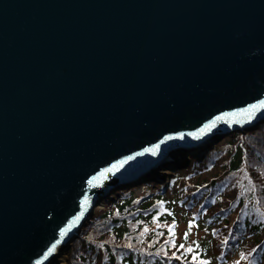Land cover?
I'll return each mask as SVG.
<instances>
[{
  "label": "water",
  "instance_id": "95a60500",
  "mask_svg": "<svg viewBox=\"0 0 264 264\" xmlns=\"http://www.w3.org/2000/svg\"><path fill=\"white\" fill-rule=\"evenodd\" d=\"M258 99L264 0H0V264H46L56 241L65 254L97 199L211 132L256 127L264 110L187 135ZM171 130L185 135L88 183Z\"/></svg>",
  "mask_w": 264,
  "mask_h": 264
},
{
  "label": "trees",
  "instance_id": "16d2710c",
  "mask_svg": "<svg viewBox=\"0 0 264 264\" xmlns=\"http://www.w3.org/2000/svg\"><path fill=\"white\" fill-rule=\"evenodd\" d=\"M221 135L200 157L190 154L186 167L170 166L178 170L166 190L150 172L117 184L103 211L95 210L72 237L66 264H183L166 248L174 220L176 243L187 248L197 241L194 250L208 264H264V121L211 132L205 144ZM138 183L144 188L135 198Z\"/></svg>",
  "mask_w": 264,
  "mask_h": 264
},
{
  "label": "snow or ice",
  "instance_id": "6c2138e0",
  "mask_svg": "<svg viewBox=\"0 0 264 264\" xmlns=\"http://www.w3.org/2000/svg\"><path fill=\"white\" fill-rule=\"evenodd\" d=\"M264 110V99H258L255 100L253 103L246 104L243 107L240 108H234L231 109L230 112H221L217 116H213L211 119L206 120L203 124L200 125V127L196 128L194 132H188L187 135L193 136V135H203L204 133L211 130L212 127L215 126L216 122L219 120L224 119L228 116H233L236 114H244L246 115L248 120H252L253 117L256 115L257 111ZM167 131V130H166ZM185 135L182 131H176L171 130L168 131L166 135H163L162 140H157L155 143L150 144L147 147H143L140 150V153H132V155L129 156H123L121 159L114 161V163L109 164L107 167L101 168L98 172H95L94 175L88 177V183L91 185L94 181H98L100 178L104 177L106 173L112 172L116 169L118 165L123 164L125 161L132 160L134 156L143 154V153H151L152 155H156L157 150L161 147V144L165 141H168L173 138H182ZM88 197L82 196L80 198V205H81V211L77 212L75 216L72 217L71 220H69L68 224H66L64 227L59 228V233L61 236L65 234V231L67 228H69L73 221L77 220L78 217L83 212V205L87 203ZM158 204H161L162 201H157ZM153 219H155V216H153ZM175 220L172 224L167 225L169 229V241L166 242V248H172L175 249L171 252V256L177 261H183V264H189V261L185 258L186 255H190L191 261L194 262V264H208L206 260L200 259V253L199 251L194 250V247L196 249L199 248V244L197 241H193L191 244L185 248V244L183 242L177 244L174 239V228L173 225H175ZM194 223V221L189 220L188 224L191 226ZM190 231V227H189ZM188 232L185 231L184 233V239H187ZM158 239V237H156ZM59 243V241H56L52 246L48 247L47 252L51 253L55 249V244ZM128 247H131V245H128ZM179 249H184V252H179ZM158 255H164L165 257L168 256V252L166 250H160L157 249ZM36 264H39V261L36 262ZM235 264H239L238 261L235 262Z\"/></svg>",
  "mask_w": 264,
  "mask_h": 264
},
{
  "label": "bare ground",
  "instance_id": "6f19581e",
  "mask_svg": "<svg viewBox=\"0 0 264 264\" xmlns=\"http://www.w3.org/2000/svg\"><path fill=\"white\" fill-rule=\"evenodd\" d=\"M213 143L214 142H212V143L210 142V143L205 144V145H199V147H195L192 152L190 151L187 154L184 153V155L186 156V159L189 158V155L190 154H194V155L199 154V156H200V154L202 152L204 153V152L208 151L207 149L210 148V146L213 145ZM160 163H161V166H164L167 162H160ZM167 164H170V163H167ZM175 172H176V170L173 169V168H170V167H167V168H159V170H157V174L154 175V176H151V178H154L153 182H155V185H157L158 183H160V181H162L163 176H165V178L166 177H170L171 178L175 174ZM139 174H142V173H139ZM103 207H104V205L103 206L102 205H99V208L98 209H101L102 210ZM50 256L51 257H50V259L48 261H50L51 259H54L55 258V260H57L59 262L57 264H64L63 261H64L65 255H62V254L61 255H58V251L57 250H54L53 253Z\"/></svg>",
  "mask_w": 264,
  "mask_h": 264
},
{
  "label": "rangeland",
  "instance_id": "374dc122",
  "mask_svg": "<svg viewBox=\"0 0 264 264\" xmlns=\"http://www.w3.org/2000/svg\"><path fill=\"white\" fill-rule=\"evenodd\" d=\"M222 139H224L223 137L222 138H219L217 141H216V143L214 142V144H217V143H219V142H221V140ZM168 165V164H167ZM167 165H164V166H167ZM164 168V167H163ZM161 179V178H160ZM157 185H161L162 186V183L160 182V183H158ZM137 187L135 188V190H134V193H133V196L136 198L137 196H138V194H139V192H140V183H138L137 185H136ZM142 193H143V191H141ZM96 202V204L97 205H95L94 207H92V211H94L95 209H97V210H101V209H98L99 208V205H104L106 202H107V199H106V197H102V198H99V199H97V201H95ZM103 210V209H102ZM182 227V226H181ZM62 255L64 254V252H62L61 253ZM64 257V256H63ZM65 259V258H64ZM51 262L52 263H50V264H57V263H59L57 260H55V258L54 259H52L51 260ZM63 263L65 264V260L63 261Z\"/></svg>",
  "mask_w": 264,
  "mask_h": 264
}]
</instances>
